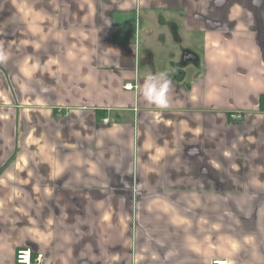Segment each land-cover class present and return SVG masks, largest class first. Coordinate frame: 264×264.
Masks as SVG:
<instances>
[{"label": "crops", "instance_id": "obj_1", "mask_svg": "<svg viewBox=\"0 0 264 264\" xmlns=\"http://www.w3.org/2000/svg\"><path fill=\"white\" fill-rule=\"evenodd\" d=\"M19 249L264 264V0H0V264Z\"/></svg>", "mask_w": 264, "mask_h": 264}, {"label": "built area", "instance_id": "obj_2", "mask_svg": "<svg viewBox=\"0 0 264 264\" xmlns=\"http://www.w3.org/2000/svg\"><path fill=\"white\" fill-rule=\"evenodd\" d=\"M135 85L132 83H126L124 85V88L126 90H132L134 89ZM232 118H240L238 115H231ZM101 122L107 123L106 118H101ZM16 264H40L42 262V255L37 254L33 256L30 249H19L16 252V258H15ZM212 264H228L227 260H214L212 261Z\"/></svg>", "mask_w": 264, "mask_h": 264}]
</instances>
